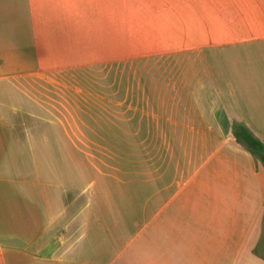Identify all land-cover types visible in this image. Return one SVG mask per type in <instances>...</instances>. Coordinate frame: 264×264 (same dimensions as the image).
I'll list each match as a JSON object with an SVG mask.
<instances>
[{"label":"crops","instance_id":"obj_1","mask_svg":"<svg viewBox=\"0 0 264 264\" xmlns=\"http://www.w3.org/2000/svg\"><path fill=\"white\" fill-rule=\"evenodd\" d=\"M264 0H0V264H264Z\"/></svg>","mask_w":264,"mask_h":264},{"label":"trees","instance_id":"obj_2","mask_svg":"<svg viewBox=\"0 0 264 264\" xmlns=\"http://www.w3.org/2000/svg\"><path fill=\"white\" fill-rule=\"evenodd\" d=\"M232 128V134L235 139L242 143L252 155H255L264 164V145L261 141L254 137L251 131L242 123H234Z\"/></svg>","mask_w":264,"mask_h":264},{"label":"rangeland","instance_id":"obj_3","mask_svg":"<svg viewBox=\"0 0 264 264\" xmlns=\"http://www.w3.org/2000/svg\"><path fill=\"white\" fill-rule=\"evenodd\" d=\"M237 123H239V122H237ZM234 137V136H233ZM234 139H235V137H234ZM254 156V158L256 159V163L259 165V167L260 168H262L263 170V172H264V164L259 160V158H257L255 155H253Z\"/></svg>","mask_w":264,"mask_h":264}]
</instances>
